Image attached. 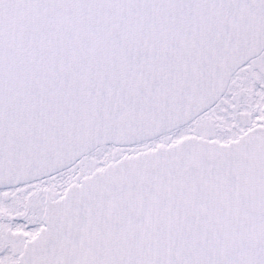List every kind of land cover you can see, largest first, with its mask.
Instances as JSON below:
<instances>
[{"label": "snow or ice", "instance_id": "obj_1", "mask_svg": "<svg viewBox=\"0 0 264 264\" xmlns=\"http://www.w3.org/2000/svg\"><path fill=\"white\" fill-rule=\"evenodd\" d=\"M0 264H264V0H0Z\"/></svg>", "mask_w": 264, "mask_h": 264}]
</instances>
